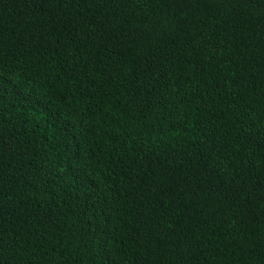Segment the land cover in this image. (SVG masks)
<instances>
[{"label":"trees","instance_id":"obj_1","mask_svg":"<svg viewBox=\"0 0 264 264\" xmlns=\"http://www.w3.org/2000/svg\"><path fill=\"white\" fill-rule=\"evenodd\" d=\"M0 264H264V2L0 0Z\"/></svg>","mask_w":264,"mask_h":264},{"label":"snow or ice","instance_id":"obj_2","mask_svg":"<svg viewBox=\"0 0 264 264\" xmlns=\"http://www.w3.org/2000/svg\"><path fill=\"white\" fill-rule=\"evenodd\" d=\"M262 2H264V0H262Z\"/></svg>","mask_w":264,"mask_h":264}]
</instances>
